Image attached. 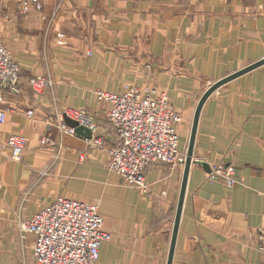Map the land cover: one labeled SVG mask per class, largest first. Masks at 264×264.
<instances>
[{
    "label": "crops",
    "instance_id": "0c3cea01",
    "mask_svg": "<svg viewBox=\"0 0 264 264\" xmlns=\"http://www.w3.org/2000/svg\"><path fill=\"white\" fill-rule=\"evenodd\" d=\"M26 1L0 0V43L20 67L17 89L0 93V264H35L34 239L22 238L17 222L59 197L103 219L110 239L96 264H167L183 168L146 169V194L126 187L106 168L116 136L94 93L165 92L183 116L185 151L204 92L264 58V0H38L39 9L23 12ZM34 76L53 81L45 97L31 92ZM67 109L92 119L91 139L103 149L47 125ZM18 135L26 147L15 162L2 146ZM45 137L54 145H42ZM203 163L232 165L241 184L208 182ZM263 229L264 66L222 86L201 110L172 264H264Z\"/></svg>",
    "mask_w": 264,
    "mask_h": 264
},
{
    "label": "built area",
    "instance_id": "2783aa9c",
    "mask_svg": "<svg viewBox=\"0 0 264 264\" xmlns=\"http://www.w3.org/2000/svg\"><path fill=\"white\" fill-rule=\"evenodd\" d=\"M31 5L40 8L38 0H29L23 2L22 11L27 12ZM63 39V34H58L57 44L62 45ZM19 76V65L10 50L0 43V93L16 90ZM53 85V81L45 76H34L28 81L31 92L38 98L45 97ZM94 94L98 102L107 106V118L116 136L115 144L105 150L106 168L118 175L126 187L146 194V169L159 163L171 170L183 168L186 151L180 150L177 131L183 116L165 92L128 85L117 94L101 91ZM6 112L0 106V124H4ZM25 114L28 118L33 117L31 111ZM66 118L80 127L95 129L91 118L72 109L62 110L55 123L48 122L47 125H53L60 136L74 137L75 128L65 124ZM90 143L103 149L100 138H92ZM41 144L54 145L47 137ZM25 147L23 135L8 137L2 146L10 151V158L15 162L21 160ZM78 159L83 162L85 153L79 152ZM208 167V182H221L227 189L241 184L232 165L218 163ZM102 226L103 219L95 207L62 197L32 217L17 222L22 238L28 235L34 239L35 264H96L101 245L110 239ZM257 249L264 254V229L257 233Z\"/></svg>",
    "mask_w": 264,
    "mask_h": 264
},
{
    "label": "water",
    "instance_id": "95a60500",
    "mask_svg": "<svg viewBox=\"0 0 264 264\" xmlns=\"http://www.w3.org/2000/svg\"><path fill=\"white\" fill-rule=\"evenodd\" d=\"M264 66V58L262 60H259L258 62H255L254 64H251L242 70L231 74L230 76H227L226 78L215 82L212 84L202 95L200 98L192 119V124H191V129H190V136H189V141L188 145L186 148V156H185V163L183 166V175H182V182H181V188H180V193H179V199L177 203V209H176V214H175V219H174V225H173V232H172V237H171V243H170V248H169V253H168V259H167V264H172L173 260V254H174V248H175V242H176V237H177V231H178V226H179V220L181 216V211L183 207V201L185 197V191H186V185H187V179H188V174L189 170L191 167L192 163V156H193V148H194V143H195V136L197 132V126L199 122V117L201 110L207 101V99L213 95L218 89H220L222 86L225 84L245 75L248 74L254 70H257L261 67ZM65 124L68 125L69 127H74L75 128V134L78 136H82L83 138L89 140L91 139L92 133L91 130L80 127L78 126L75 122L65 120ZM202 168L205 169L207 172L209 171V167L207 164L203 163Z\"/></svg>",
    "mask_w": 264,
    "mask_h": 264
},
{
    "label": "rangeland",
    "instance_id": "374dc122",
    "mask_svg": "<svg viewBox=\"0 0 264 264\" xmlns=\"http://www.w3.org/2000/svg\"><path fill=\"white\" fill-rule=\"evenodd\" d=\"M182 141H183V143H182V145H183V148H184V149H185V151H186L187 137H184V138L182 139Z\"/></svg>",
    "mask_w": 264,
    "mask_h": 264
}]
</instances>
